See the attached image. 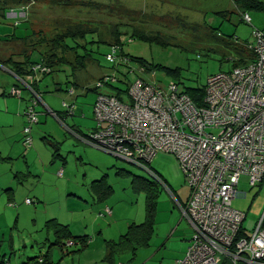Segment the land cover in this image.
<instances>
[{"label":"rangeland","instance_id":"374dc122","mask_svg":"<svg viewBox=\"0 0 264 264\" xmlns=\"http://www.w3.org/2000/svg\"><path fill=\"white\" fill-rule=\"evenodd\" d=\"M54 1V12L50 10V13H46V17L44 15L39 16L41 21L37 26H41L42 29L35 26L31 29L32 24L30 22L28 25L24 23L14 28L10 25L13 24V20L0 16V39L9 40L13 34L25 37L33 32L32 38L26 40V44L15 45L13 43L8 47V44L11 43L7 42L6 49L0 53L4 56H21V54L30 51V48L35 44L31 58L37 61L39 60L38 55L45 54L49 50L48 40L61 33L68 24L75 21H88L86 23L96 27L94 38H96L95 35H99L100 39L108 45L113 43L112 29L119 25V30L126 32L122 37L123 51L135 57H142L152 67L148 69L146 66L125 57L126 60H121L123 64L109 63L105 60L109 46L106 43H99L98 46L92 45L93 50L90 54L94 63H90L77 76L79 85L66 84L65 72L44 77H41V74L35 76L37 91L41 99L35 106V110L38 112V123L31 126L32 143L28 149L39 146L44 154L48 149L52 152L48 140L52 142L56 140L60 143L59 152L66 158V163L62 165L58 161L54 166L56 169L62 165L60 169L63 172V175L57 176L59 189L55 194V201H44L41 204L35 197L33 198V193L47 192V185L50 186L52 182L51 172L45 174L50 177V182L45 187L41 184L18 190L24 192L25 195L21 201L18 199L19 202L10 203L8 206L12 209L9 211L10 214L3 216L0 221V264H44L38 260L41 256L40 253L44 255L49 244H46L45 248L33 240L43 242L46 232L42 228V224L50 215H58V218L63 219L60 215L67 211L70 215L75 216L74 221L83 219L86 227L82 226L81 221H76L72 229L77 233H86L90 238L93 237L95 232L99 230L98 224L103 225L107 216L98 218V211L79 199L78 196L89 201L88 195L90 193L87 190V184L93 177L100 176L102 166L109 167L106 172L108 173V181L113 188V193L107 201H109L111 208H115L116 216L122 217L119 219L114 216L116 225L123 227L125 219H136L140 213L139 207L144 208L147 192L142 183L145 182L144 180L149 183L156 182L146 169L88 146L82 140L78 141L77 139L80 140V138L71 133V127L78 125L83 134H87L93 124L92 105L96 93L90 89L94 87L98 77L104 74L114 75L115 80L102 88V90L113 94L125 90L127 83L137 76H141L149 83H154L161 88H165L167 83L172 82L179 85L183 90L185 89L182 86L198 87L203 90L208 75L224 71L229 67L230 62L227 59L235 56L236 52L233 50V46L236 42L245 43L244 41H246V45L251 42L252 29L261 30L264 34V12L246 10L252 18L250 23H246L243 19L241 21V13L235 8L234 0H199L198 5L201 11L195 12L175 7L169 4L167 0ZM23 3L27 2H18L16 5L20 6ZM44 3L41 5L42 7H44ZM219 10H232L233 12L229 14L228 20L215 13ZM59 14L62 21L58 17L55 22L56 18H53V15L58 16ZM62 22L63 24H61ZM132 26L142 28L147 31L146 34L148 35L158 36L162 44L138 40L128 42ZM41 37L45 39L44 44L38 43V39ZM89 38L90 36L87 37V40ZM78 42L81 43L82 41L78 40ZM239 64L242 63L236 64L234 62L233 65ZM164 67L168 70H165ZM142 69L143 71H140ZM169 69L179 70V72L174 76L171 75L174 74V71ZM0 75L5 76L6 74ZM6 77L14 79L8 75ZM54 83L60 84L62 91H54ZM71 89L73 94L68 95V91ZM25 93L28 98L24 104L28 105L29 90L23 89L20 97L25 98ZM9 97L20 99L17 96L9 95ZM69 105L76 108V111L74 110L72 115H65V107ZM46 108L51 109V111L63 112V121L55 117L54 113H50ZM25 125L24 116L23 127ZM79 156L82 159H79ZM22 163L21 158L19 160L11 159L7 162V167L13 166L14 169H17ZM145 165L166 185L165 187L162 183L157 182L159 188L156 193L154 192L155 201H172L178 209L176 201L186 200L188 188L176 159L169 154L157 153ZM116 168H121L125 172L116 174ZM30 170L34 169L31 168ZM246 179L245 176L239 177L236 192H244L245 196L236 195L232 200V207L245 214V219L241 225L246 235L250 236L264 212V181L250 187ZM5 181L3 179L1 183L3 184ZM53 183H56L55 178H53ZM67 192L75 193V195L68 197ZM25 196L31 200L30 204L25 203ZM67 198L69 199L67 200ZM6 204L7 202H5ZM170 207L173 205L166 202L165 211L167 212ZM95 212H97V216ZM18 215L20 230L12 228L14 219ZM92 219H94L92 222L94 226L90 223ZM11 229L13 230L11 231ZM10 238H12L11 242ZM62 249L63 253L65 251L70 252L74 249V245ZM50 253L54 262L60 258L56 247H53ZM63 255L65 256V254ZM58 264H64L63 259H60Z\"/></svg>","mask_w":264,"mask_h":264},{"label":"built area","instance_id":"2783aa9c","mask_svg":"<svg viewBox=\"0 0 264 264\" xmlns=\"http://www.w3.org/2000/svg\"><path fill=\"white\" fill-rule=\"evenodd\" d=\"M26 2L6 7L4 17L14 26L26 18L34 0ZM242 19L250 23L247 13ZM251 37L247 49L252 59L208 75L202 106H196L176 83L161 88L140 76L127 83L119 97L100 90L115 80L114 75H101L94 84V127L87 134H77L84 143L143 167L159 183L145 164L157 153L176 159L188 188L181 211L192 227L185 254L176 264H221L223 258L230 264H264V212L250 236L237 238L245 216L232 207L240 176L247 178L250 187L264 181V34L252 29ZM120 48L111 44L105 60L123 64L126 59L119 55ZM30 70L32 74L19 79L30 92L21 141L27 148L32 143L31 126L38 123L35 106L41 99L31 84L49 68L35 63ZM21 91L11 87L6 92L20 97ZM65 108V115L75 110L72 105ZM25 203L31 200L26 198ZM74 243L67 239L61 246L66 249Z\"/></svg>","mask_w":264,"mask_h":264},{"label":"crops","instance_id":"0c3cea01","mask_svg":"<svg viewBox=\"0 0 264 264\" xmlns=\"http://www.w3.org/2000/svg\"><path fill=\"white\" fill-rule=\"evenodd\" d=\"M27 0H0V16L4 17V11L7 6H17L16 4L19 2H24ZM169 4L183 8L189 12L201 11L200 6L198 5L199 0H167ZM264 1V0H263ZM45 2V3H44ZM54 0H35V2L31 5L27 16L21 23L17 26H14L12 23L10 24L12 27H18L22 24H27L30 22L33 26L38 29H42L41 26H37L40 23L39 16L44 15L46 17V13L54 12ZM44 3V7L41 5ZM50 5V6H48ZM48 8L46 9V7ZM235 8L241 13L240 19L242 20V14L245 11L241 5L235 4ZM231 9V8H230ZM51 10V11H50ZM220 14L225 19L229 20V14L232 13V10L225 11H216L215 13ZM57 14V13H52ZM61 19L60 14L58 16L53 15V18H56L55 22ZM250 22L252 21L251 16ZM54 22V23H55ZM63 24V22L61 23ZM55 28V27H53ZM136 30L142 31L146 34L147 31L142 28H135ZM32 34V32H31ZM27 35L25 37L11 35L9 40H5L4 38L0 39V52L5 48L7 42L8 47L13 43L15 45L18 44H26V40L31 39L32 35ZM95 39H100L99 35H95ZM130 36V34H129ZM121 36V43H122ZM94 39V38H93ZM239 40L238 37H236ZM135 40L132 39L131 36L129 41ZM127 42V43H128ZM245 43L236 42L233 46V50L236 52L235 56L232 58H228V62H230L229 67L224 70L228 71L235 67L234 62L236 64L244 65L251 60V53L247 49L246 41ZM114 43V42H113ZM107 46L108 43H106ZM121 56L127 58L128 60H133L129 58L126 54L123 53V48L121 45ZM30 53V54H27ZM26 54L29 57V61H35L31 58V48ZM127 53V52H126ZM26 54H21V56L11 57L4 56L0 53V74H6L8 76L13 77L14 79H10V77H6V75H0V221L3 219V216L10 214L11 208L8 206L10 203L21 201L23 195L25 193L19 192L20 188L26 189V187L31 186H39L43 185L44 187L50 182V177L45 175L51 172L52 182L50 186L47 185V192L42 193H33L38 202L43 204V202H53L56 200L55 194L58 192V182L57 176L63 175L62 170L60 169L64 163H66V158L59 152L60 143L58 141H49L52 152L48 149L47 152L42 151L39 146L28 149L22 145V128L24 124V109L27 105L24 103L27 101V95L25 93V98L16 99L13 97H9L7 94V90L11 87L21 88V90L25 89L20 83L19 79L14 72H12L8 67L1 64L3 61H7L10 59L12 62H24ZM40 60V55H38ZM70 60L73 59L72 56H68ZM38 61V60H37ZM135 61V60H134ZM136 62V61H135ZM232 62V63H231ZM94 63V62H93ZM137 63V62H136ZM84 70V69H83ZM80 70L76 73L78 76L83 72ZM42 77V76H41ZM101 77V76H100ZM138 77V76H137ZM141 77V76H140ZM99 78V77H98ZM97 78V79H98ZM143 78V77H142ZM35 81V78H34ZM96 82V81H95ZM78 85L79 83L76 82ZM129 83V82H128ZM95 84V83H94ZM179 86V85H178ZM32 87V85H31ZM184 88V86H182ZM94 88V87H93ZM92 88V89H93ZM181 89V87H179ZM7 89V90H6ZM33 89V88H32ZM34 90V89H33ZM101 91H105L100 89ZM184 91L183 89H181ZM35 91V90H34ZM37 92V91H35ZM96 88L95 92L96 93ZM37 94H39L37 92ZM40 95V94H39ZM21 96V95H20ZM40 97V96H39ZM41 98V97H40ZM29 102V101H28ZM25 105V106H24ZM50 110L51 109H47ZM53 111V110H52ZM76 111V108H75ZM55 114L61 115L63 117V112L53 111ZM80 126L75 125L71 127V133H80L83 135V132L79 128ZM94 127V121L92 126H90L89 130ZM76 132V133H75ZM80 137V136H79ZM78 141H81L77 139ZM86 144V143H85ZM22 145V146H21ZM88 145V144H86ZM89 146V145H88ZM24 148V149H23ZM28 149V150H27ZM26 150V151H25ZM108 154V153H107ZM47 157V158H46ZM116 157V156H114ZM22 159L23 163L17 168L14 169L13 166L8 168L7 162L11 159ZM79 159H82L79 156ZM60 161L62 165L54 169L56 163ZM113 166V165H112ZM111 166V167H112ZM33 168L34 170H30ZM109 168L107 166H102V172H100V176L93 177L87 184V190L90 193L88 195V199L83 198L82 196H78L79 199L88 203L93 209L98 211L96 216L98 218L106 217L104 224H98L99 230L95 232L94 236L90 238L86 233H77L72 227L74 222L81 221L82 226H85L84 220H75L74 215H70L67 211L58 218V215H50L43 221L42 228L46 232V236L43 240L34 241L36 244H41V246L45 247L46 244H49L46 252L43 254L40 253L42 258L41 263L44 264H58L60 259H63L64 264H176L178 260H180L184 254L186 247L188 245V241L192 234V227L189 224L188 220L182 214L181 208L187 202V198L185 201H176L178 209L172 203V201H144V208L139 207L138 211L140 212L137 215L136 219H125V223L123 227H118L116 225V220L114 216H116L115 208H111L109 201H107L112 193L113 188L108 181V173L106 169ZM56 171V172H55ZM59 171H61L59 173ZM119 172H125L121 168H116L115 173L119 174ZM14 173V174H13ZM53 178H55L56 183H53ZM6 180L3 184L2 180ZM247 180V179H246ZM64 183V182H63ZM159 183V182H158ZM238 185V183H237ZM236 185V190H237ZM68 197L74 196L75 193L67 192ZM237 196H245L244 192H237ZM28 196L24 197L26 200ZM188 197V196H187ZM69 198H67L68 200ZM5 202L7 204L5 205ZM170 203L173 207H170L169 210L165 211V203ZM233 206V205H232ZM108 207L110 209V213L105 212V208ZM237 209V208H236ZM239 210V209H238ZM102 211V212H101ZM165 212V213H164ZM100 213V215H99ZM76 214V213H75ZM18 216L14 219L13 229L20 230L18 223ZM117 218H122L118 217ZM54 221L59 225L65 226L66 231L63 233H59V235L55 234L52 230L47 229V223ZM94 219L90 221V223L94 226ZM96 221V220H95ZM86 227V226H85ZM103 227V228H102ZM32 228V227H31ZM30 228V231H31ZM11 229V231L13 230ZM70 239H84L90 238L85 246L81 245V243L75 240L74 249L70 252H62V246L60 244L61 240ZM12 238H10V242ZM58 242V243H57ZM53 247L58 249L57 253L59 255V259L57 261H53L51 259V250ZM46 248V247H45ZM71 253V255H69ZM65 254V256L63 255ZM68 254V255H67ZM28 257V256H27Z\"/></svg>","mask_w":264,"mask_h":264},{"label":"trees","instance_id":"16d2710c","mask_svg":"<svg viewBox=\"0 0 264 264\" xmlns=\"http://www.w3.org/2000/svg\"><path fill=\"white\" fill-rule=\"evenodd\" d=\"M234 2L237 5H241V7L245 9V11L253 10L257 12H264V1L263 0H234ZM222 13L223 12H220L218 14H222ZM86 22L88 21L72 22L68 24L61 33L56 34L54 37L48 40L50 48L45 54H42V53L40 54V60L38 61H29V57L27 54H30V53H27L26 56H24L26 58L24 62H12L10 59H8L7 61L1 62V64L8 67L12 72H14V74L18 78H24L26 75L32 74L30 70V67L32 64L43 63V65L49 68V72L41 74L42 77L47 76V75L56 74L58 72H65L66 77H67L65 80V83L70 84L72 86H77V83H75L77 79L76 73L80 70L85 69L90 63L93 62V58L90 54L93 50L92 45L96 44V46H98L99 43H106L105 41L94 38V34H96V27ZM119 27H120L119 25H116L111 31L112 32L111 36L114 42L111 44H118L121 47L122 43H121L120 38L121 36L126 34V32L119 30ZM129 34L132 39L134 38L135 40H138L141 42H150V43L154 42L156 44H162V41L161 40L159 41L158 36L145 34L142 31L134 29V26H132ZM31 35H33V32ZM88 36H90L89 40H87ZM38 40H39L38 43L44 44L45 42V39L43 37L39 38ZM78 40L82 42L79 43ZM34 45L35 44H33V47H31V52L35 50ZM119 50H120L119 55L121 56L122 49L120 48ZM123 53L129 56V54L125 53L124 51ZM69 55L73 57L72 60L68 58ZM129 58L135 60L138 64L142 66H146V68L148 69H151L152 67V66L150 67L151 64L147 63L146 60H144L142 57L129 56ZM164 68L165 70H168V68L166 67ZM169 70L174 71V74H171L174 76L179 72V70H175V69L174 70L169 69ZM166 73L168 72L166 71ZM177 79H180V78H177ZM54 84H55L54 89H53L54 91H62V87L59 86L60 84L59 85H56V83ZM31 85L33 89L37 91L36 82L33 81ZM184 89H185L184 92L190 97V99L193 101V103L196 106L203 105V90L202 89H199L198 87L189 88L185 86H184ZM90 90L92 92H95V88L90 89ZM124 91L125 90L117 91L114 94L120 97L121 93H124ZM56 116L62 119L61 115H59L58 113L56 114ZM79 135L81 134L79 133ZM144 181L145 182L142 183V186L147 192L146 201H155L154 192L156 193L159 188L157 181L155 183H149L146 180ZM263 227H264V222H263ZM46 228L52 230L57 235H59V233H62V232L64 233L66 231L65 226L59 225L58 223L52 220L51 222L47 223ZM239 236H247L242 225L240 227V231L237 235V238ZM67 239H70V238H67ZM72 240L75 241L76 238ZM88 240H89L88 238H84V239H79L76 241L77 242L79 241L81 245L85 246ZM62 241L63 240L60 241V244L62 243ZM221 264H230V262L226 258H223L221 261Z\"/></svg>","mask_w":264,"mask_h":264},{"label":"bare ground","instance_id":"6f19581e","mask_svg":"<svg viewBox=\"0 0 264 264\" xmlns=\"http://www.w3.org/2000/svg\"><path fill=\"white\" fill-rule=\"evenodd\" d=\"M33 88V87H32ZM75 91V90H74ZM47 109V108H46Z\"/></svg>","mask_w":264,"mask_h":264}]
</instances>
